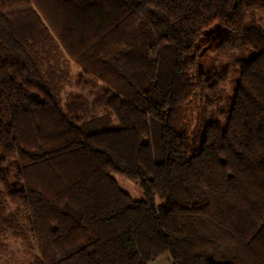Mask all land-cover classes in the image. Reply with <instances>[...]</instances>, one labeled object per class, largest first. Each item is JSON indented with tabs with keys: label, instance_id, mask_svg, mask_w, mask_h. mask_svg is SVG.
<instances>
[{
	"label": "trees",
	"instance_id": "obj_1",
	"mask_svg": "<svg viewBox=\"0 0 264 264\" xmlns=\"http://www.w3.org/2000/svg\"><path fill=\"white\" fill-rule=\"evenodd\" d=\"M260 20L264 0H0V252L11 234L31 264H264ZM220 31L237 84L191 152L177 124L215 93L191 74ZM71 63L102 114L61 103Z\"/></svg>",
	"mask_w": 264,
	"mask_h": 264
},
{
	"label": "rangeland",
	"instance_id": "obj_2",
	"mask_svg": "<svg viewBox=\"0 0 264 264\" xmlns=\"http://www.w3.org/2000/svg\"><path fill=\"white\" fill-rule=\"evenodd\" d=\"M255 17H258V15H255ZM260 22L264 25V21L260 20ZM224 36L225 32L220 31L200 48L197 56V68L191 74L193 80L207 78L206 83L216 82L214 94H203L199 87L195 89L194 94L191 95L185 104L184 117L177 124L178 131L186 136L187 145L191 152L198 149L207 123L213 119H217L221 125L225 124L227 113L224 112L220 116L217 112L219 109L222 111L228 110L232 103L239 73L238 67L233 64L230 58L219 57L210 51V48ZM77 73V66L71 63L69 78L60 92L61 103L64 105L69 94L81 91L88 102L89 112L97 115L102 114L104 111L96 106L93 107L91 103L94 94L87 90L79 89L76 82ZM215 98H220V101L215 102ZM109 125L118 126V123L112 119ZM112 176L133 198H143L138 182H134L118 173H112ZM5 209L7 210L6 207ZM3 240L5 241L6 248L0 252V264H31L34 250L30 242L27 241L28 239L7 234ZM148 264H172V258L168 252H165L149 261Z\"/></svg>",
	"mask_w": 264,
	"mask_h": 264
}]
</instances>
